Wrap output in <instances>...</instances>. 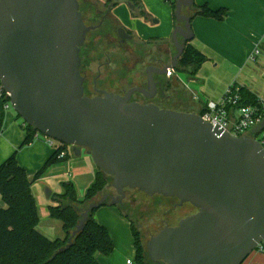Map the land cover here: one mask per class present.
<instances>
[{
  "label": "water",
  "instance_id": "obj_1",
  "mask_svg": "<svg viewBox=\"0 0 264 264\" xmlns=\"http://www.w3.org/2000/svg\"><path fill=\"white\" fill-rule=\"evenodd\" d=\"M193 6L194 0H177L171 37L176 54L156 74L175 71L182 40H193L192 18L183 11ZM92 30L79 0H0V81L11 106L38 134L77 156L86 151L117 194L77 209L80 219L68 246L108 198L119 206L126 190H137L197 210L150 239L153 262L244 264L264 240V150L255 138L264 125L234 137L197 113L130 102L135 92L153 97L142 89L124 97H87L80 52ZM44 193L49 200L52 190L45 187Z\"/></svg>",
  "mask_w": 264,
  "mask_h": 264
},
{
  "label": "crops",
  "instance_id": "obj_2",
  "mask_svg": "<svg viewBox=\"0 0 264 264\" xmlns=\"http://www.w3.org/2000/svg\"><path fill=\"white\" fill-rule=\"evenodd\" d=\"M99 1L105 3L108 0ZM165 1L141 0V9L146 11L150 17L149 19L134 18L132 16L133 9H131V15H128L126 3H121L113 8L112 14L120 23L122 22L126 27L128 26L127 29L141 41L171 39L169 38L170 32L176 27L175 10L170 4L171 0ZM194 5L199 7L208 5L213 10L222 8L228 10V16L224 21L204 17H194L191 21L194 34L192 44L208 57V61L202 66L196 78L202 76V74L209 73L210 70H214V73H216V69L222 70V68L225 70L226 75L222 80L215 81L217 83H212L211 87H206L204 80L200 79L203 83L200 92L204 95V98H200L197 95L198 93L190 88L191 85L185 83L180 76H175V73L167 77L171 81L177 80L178 91H181L180 95H175L174 107L183 108L188 113H198L207 109L210 103H219L230 87H233L236 91L240 88H246L260 99V96L264 94V83L261 86L259 80L262 81V78L257 79L255 73L252 72L253 67H250L249 64L253 62L251 57L255 49H259L260 56L264 58V0H194ZM183 11L185 15L190 17L194 13L193 8H184ZM163 12L166 14L167 29L164 34H161L154 20H157L159 24V20L155 17H161ZM259 61V58L255 60L260 68L264 67V60ZM188 80H192L190 82L193 84L199 83L192 77H189ZM195 101H199V103ZM7 113L8 111H5L3 118L0 119V139H7L8 133L11 131H13L15 139L14 141H9V149L6 154L0 155V165L17 152L18 162L25 168L29 178L33 180L35 175L54 154L56 150L55 146H52L46 137L42 138L41 135H38L34 142L25 146L27 148L23 150L24 147L21 148V146L26 137V133L22 129L20 130L10 117L8 119L6 118L5 124L3 125ZM252 132L254 130L249 131L248 134H252ZM18 146L23 151L21 150L22 152L20 154L18 151L12 153ZM68 150L70 158L72 157L70 155V148ZM26 154H30V160L26 159ZM75 157L74 167L77 168L73 170H77V172H73L72 175L73 177L77 175V178L74 179V185L77 187L76 181H80L81 186L78 191L83 193V189H85L86 193L96 180L99 170L95 166L92 157L86 151L83 150L78 156L74 154ZM81 161L83 162L82 164L80 163ZM35 182L36 180L33 184ZM42 186L43 188L49 187L51 189L45 183ZM34 193L36 195L39 194L37 188H34ZM53 196L54 191L52 190L51 198L48 200L45 197L46 201L54 200ZM37 206L40 215L39 231L51 240L64 238L65 233L62 223L52 219L49 215L48 209L51 205L49 206L44 202L37 204ZM6 207V203L0 197V210ZM120 212L118 208L109 205V203L99 208L96 212L95 217L97 221L108 229L114 243V252L110 256L98 254L97 261L99 264H127L128 260L136 258L135 240L131 222L123 218ZM107 216L113 217L117 221L121 229L118 235L115 234L113 226L109 223ZM245 264H264V254L258 252L251 254Z\"/></svg>",
  "mask_w": 264,
  "mask_h": 264
},
{
  "label": "trees",
  "instance_id": "obj_3",
  "mask_svg": "<svg viewBox=\"0 0 264 264\" xmlns=\"http://www.w3.org/2000/svg\"><path fill=\"white\" fill-rule=\"evenodd\" d=\"M177 0L172 2L175 10ZM121 3L133 6L134 18H147L149 15L141 9V0H108L105 8H115ZM101 4V3H100ZM194 13L191 18L204 17L217 21H224L228 16L227 9L213 10L208 5L193 6ZM178 24L176 23V26ZM144 45L160 46L172 45L171 39H154L143 41ZM184 53L179 59L178 71L186 72L190 77H196L202 66L208 61V57L200 52L192 41L182 40ZM173 48V54H175ZM240 96L239 106H257L259 99L250 90L240 88L237 91ZM209 109H204L197 114L204 116ZM4 112H0V119ZM26 137L21 148L30 145L40 134L25 123ZM55 152L46 162L44 167L31 180L17 159V152L0 165V197L7 207L0 210V264H99L98 254L110 256L114 252V243L108 229L100 224L95 215V209L86 222L85 228L68 246L70 237L76 229L80 213L78 208H86L93 202L110 183L111 178L101 171L96 180L89 187L83 199L77 194L73 182H63V192L53 196L56 203L48 209L52 219L58 220L63 225L65 237L51 240L38 230L40 215L38 206L32 192L33 182L40 178L51 166L62 164L69 158L68 146L55 142ZM132 221V220H131ZM136 248V264H149L147 246L144 245L142 234L131 222Z\"/></svg>",
  "mask_w": 264,
  "mask_h": 264
},
{
  "label": "flooded vegetation",
  "instance_id": "obj_4",
  "mask_svg": "<svg viewBox=\"0 0 264 264\" xmlns=\"http://www.w3.org/2000/svg\"><path fill=\"white\" fill-rule=\"evenodd\" d=\"M95 1H97L98 4L101 3L100 5H102L103 9L99 11L97 10L95 4H89V6H87L88 11L90 13H94V15L92 16V21L90 20L89 22L84 12L82 11V5L79 0L80 11L84 18L85 24L88 27L93 28V30L88 33L85 44L80 52L81 65L79 70L81 76L84 78L85 95L87 97L93 98L97 96H103L104 93H110L124 97L132 89H142L148 91V94L153 95V97L147 98L144 94L135 92L131 96L130 102L139 103L142 105L154 104L163 109H170L168 107L174 106L175 104V95H180L181 91H178L177 89L174 92L173 87L171 86L172 81L167 78V75H158L155 72L163 71L164 67L171 64L175 56L172 50L173 46L157 45L153 46L157 47L155 53L144 52L142 50L143 46L149 47L150 45H144L143 41H141L130 30L125 28L119 22V20L113 16L111 8H105L104 3L99 0ZM96 10L98 11V14H96ZM112 21L114 24H112ZM120 30H124V34L129 36V38H123L121 36ZM109 32H115L123 45L127 42H135L137 47L140 46L138 48L139 54L136 55L137 58L132 59L133 63L131 62L130 65L128 64L127 68L125 67L126 61L124 62V59L122 60L123 57L121 55H119L118 58H122L118 59L115 55L110 56L107 54H103L99 56L97 54V47L102 44L103 40L107 39V33ZM136 42H138L139 44ZM162 46L166 47L167 50L160 48ZM142 65L144 67V73L141 74V76L140 69L142 68ZM149 70L152 71L151 74L153 76V82L155 84L154 90H150L149 87ZM118 74L120 75V77H118ZM126 80L132 81V84H130L129 87L127 86V84L123 83V81ZM128 191L131 190L125 191V198L120 202L119 207L123 211H128L127 214L130 219L132 218V214L135 216V214L137 213L139 215L140 222H142V226L144 227L147 226V223L142 221V218L145 216L155 217L159 215L157 217V220L159 221L160 225L165 228L166 226H176L182 219L187 218L188 216H192L197 212V210L193 206H191L190 204H181L180 201L176 198L163 197L160 195L147 196L137 190H132L139 194L145 195L147 199L153 201L152 203H149L147 205L140 204L138 202V199L127 200ZM104 196L116 197L117 194L115 190L112 191L110 190V188H107L95 200H100ZM107 201L108 203H110L111 199L108 198ZM140 210L143 214L140 212ZM160 213H162L161 216ZM176 220L177 223L173 224V222L175 223ZM148 261L149 264H165L164 262H153L149 256Z\"/></svg>",
  "mask_w": 264,
  "mask_h": 264
},
{
  "label": "rangeland",
  "instance_id": "obj_5",
  "mask_svg": "<svg viewBox=\"0 0 264 264\" xmlns=\"http://www.w3.org/2000/svg\"><path fill=\"white\" fill-rule=\"evenodd\" d=\"M166 1H169V0H166ZM171 1L174 2V0H171ZM172 2H170L171 6H172ZM80 3L82 5V7H81L82 11L84 12V14L87 17V20H89V22H90V20L92 21V16L94 15V13H90L88 11V9H87V6H89V4L90 5L91 4H95L96 7H97V10H99V11H101V9H103L102 5L98 4L97 1H95V0H80ZM97 10H96V14H98ZM126 11H127V13H129L128 15H131V9L129 8V6L127 4H126ZM172 12H173V10H172ZM172 16H173V14H172ZM155 18H157L159 20V24L156 25L157 27H159V29H158L159 32L161 34H164L166 29H167V20H166L165 12L162 13L161 17H159V18L155 17ZM112 24H114L113 21H112ZM122 25L124 27H126V25L124 23H122ZM126 28H128V26ZM174 30H175V28L172 29V31L170 32L169 38L172 37V34H173ZM107 35H108L107 39L103 40L102 44L97 47V54L99 56L103 55V54L104 55L107 54V55H110V56L115 55V56H117L116 58H118L119 55H121L123 58L122 57H120V58H122V60L124 59V62L126 61L125 67L127 68L128 64L130 65L131 62L133 63L132 59H136L137 58L136 55L139 54L138 53L139 52L138 48L140 46L137 47L135 42L134 43L127 42L126 44L123 45L121 43V41L119 40V38H118V36H117V34L115 32H109V33H107ZM89 41H90V37H89ZM91 41H92V39H91ZM136 43H138V42H136ZM160 48L167 50V48L163 47V46L160 47ZM156 49H157V47H146V46H143V48H142V50L144 52H150V53H155ZM255 51H256V49H255ZM175 54H176V51H175ZM120 58H118V59H120ZM258 58L260 59V61L264 60L263 56L258 55L257 59ZM249 66L253 67V71L252 72L255 73V75H256L258 80H259V78H262V81L259 80V82H260L261 86H263L262 84L264 83V67L260 68V66L255 61L250 62ZM126 68H124V69H126ZM95 71H96V68H95ZM203 71H204V69H203ZM215 72L216 73H214V70L213 71L210 70L209 73H207V74H202V76L197 77V78L194 77V79L197 80V82H199L198 84H193L192 82H190L192 80H188V78L190 76L186 72L178 71V72L175 73V76H180V78L183 81H185V83L191 85L190 88L193 89L195 92H197L198 93L197 95L200 98H204V95L200 92L201 85L203 86V83L200 81V79L204 80V84H205L206 87H211L212 83H217L215 81H219L220 79L222 80L223 77L226 75V72H225V70L223 68H222V70L221 69L220 70L216 69ZM143 73H144V67L142 65V68L140 69V75L143 74ZM118 77H120V75ZM176 81L172 80V82H171V86L173 87L174 92L176 91V88L178 87ZM123 83L127 84V86L129 87L130 84H132V81L131 80L130 81L126 80V81H123ZM263 88H264V86H263ZM260 98L263 99L264 98V94L261 95ZM195 102L199 103V101H195ZM168 108H170L171 110H175V111L188 112L185 109L179 108L177 106H175V107L174 106H170ZM9 117H10V119L11 118L13 119L14 123L18 126V128L20 130L22 129L24 131L25 122H24L23 119H21L17 115L16 111L14 110V108L12 106L8 110L7 115L5 116L3 125L5 124L6 118L8 119ZM41 137L45 138V136H43V135H41ZM14 139H15V136L13 135V131L8 133V138L7 139H5V140L0 139V155L1 156L6 154V152L9 149V144H10L9 141H14ZM48 141H52V140L48 139ZM25 148H27V147H24L23 150H25ZM69 148H70V152H71L70 155H72V157H70L68 159V161H66V162H64L62 164H57V165L51 166L40 178H38L36 180L35 184H33L32 192L34 193V188H37V190L39 191V194H37V195H36V193H34L35 200H36L37 204H39V203L42 204V203L46 202L47 205L54 206V203H55L54 200L46 201V199H45L46 195H45V193L43 194V191H44V188L42 186L43 183H45L46 185L51 187V189L54 191V196H58V195H60L63 192V187H62V183L63 182L73 181V183H75L74 179L77 178V175L73 177L72 174H73V172H75V173L77 172V170L76 171L73 170L74 168H77V167H74V165H75L74 161H76L75 160L76 157L74 158V154L75 153L73 152L72 148L71 147H69ZM21 150L19 149V146H18L14 151H12V153L18 151L19 154H20V152L23 151V150L22 151ZM29 157H30V154H26V159H29ZM17 159H18V157H17ZM80 163L82 164L83 162L81 161ZM76 182H77V187L76 186L75 187H76V190H77L78 197L80 198V194H81V197H82L81 199H83L84 198L83 196H85V194H86L85 193V189H83V193H80L78 191L79 187L81 186L80 183H79L80 181H76ZM111 182H112V180H110V183H109L107 188H110V190L114 191L113 188L111 187ZM128 199H130V200L138 199V202L140 204H144V205H147V204L153 202L152 200L147 199L145 197V195L139 194V193H137L135 191H132V190L127 192V200ZM109 205H111V204H109ZM111 206H113V205H111ZM113 207H116V208H118L121 211L120 213L123 216V218L128 219L130 222H132L131 219L133 220V222L135 223L136 228L139 231H141L142 239H143V242H144L145 246H147V244L149 243L150 239L152 237H154L163 228L160 225L159 221L157 220V217L159 215H157L155 217H149V216L143 217L142 221L147 223V226L144 227V226H142V222H140V218H139V215L137 213L135 214V216L132 214V218L130 219V217L127 214L128 211H126V210L123 211L119 206H113ZM140 212H141V210H140ZM161 215H162V213H160V216ZM107 219H108L109 223L113 226L115 234L118 235L120 233L121 229L119 228V225H118L117 221L113 217H110V216H107ZM56 221H58V220H56ZM59 223H61V222H59ZM176 223H177V220L175 221V223L173 222V224H176ZM38 230H39V228H38ZM52 240H54V239H52ZM132 260L135 261L134 258Z\"/></svg>",
  "mask_w": 264,
  "mask_h": 264
},
{
  "label": "built area",
  "instance_id": "obj_6",
  "mask_svg": "<svg viewBox=\"0 0 264 264\" xmlns=\"http://www.w3.org/2000/svg\"><path fill=\"white\" fill-rule=\"evenodd\" d=\"M260 55L259 49L253 53L251 59L255 61ZM174 74V70H169L167 77ZM10 94L6 92L0 81V112L8 111L11 108ZM240 96L236 89L230 87L219 103H210L208 113L203 119L213 125H221L231 136L241 137L249 135L251 130L264 125V98L259 99L257 106H239ZM1 132V124H0ZM264 150V128L259 130L255 136ZM55 146V141H50ZM256 252L264 254V240L257 246ZM127 264H136L133 260H128Z\"/></svg>",
  "mask_w": 264,
  "mask_h": 264
}]
</instances>
